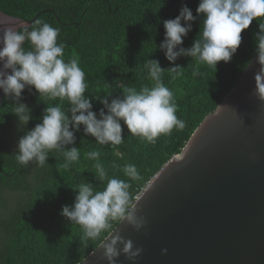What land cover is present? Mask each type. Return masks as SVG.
<instances>
[{
    "label": "trees",
    "instance_id": "trees-1",
    "mask_svg": "<svg viewBox=\"0 0 264 264\" xmlns=\"http://www.w3.org/2000/svg\"><path fill=\"white\" fill-rule=\"evenodd\" d=\"M198 4L199 0H0V9L7 15L30 20L38 14L36 20H44L60 29L58 42L66 45L65 58L73 50L80 57V67L88 83L85 95L91 99L92 110L97 114L103 105L95 96L103 98L111 94L108 97L111 102L121 95V84L137 89L145 84L151 86L143 67L145 60H158L165 70L176 65L183 67L181 77L171 80L166 71L163 79L174 93L178 105L176 115L186 125L183 130L173 129L170 135H162L153 145L132 137L121 121L125 141L118 146L96 144L93 137L84 135L81 126L75 133V144L66 146L81 149L80 160L69 170L59 168L61 158L54 152L45 166L31 163L24 167L14 158L18 140L40 122L46 105L40 102L34 88H26L21 102L32 110L33 119L26 128H20L17 118L8 113L12 108L11 100L3 93L0 103V264L81 262L119 223L113 221L110 230L102 232L96 240L90 239L85 247L81 243V227L60 215L62 206L74 203L77 193L72 188L87 181L97 190H103L107 183L96 180V161L87 159L84 154L99 150L100 162L110 177L127 180L123 166L132 163L137 167L141 178L130 181L129 189L133 204L134 198L168 160L180 153L205 116L213 112L236 85L256 55L255 35L259 31L256 20L241 33L242 43L232 60L227 64L219 62L217 70L197 65L190 57H179L170 63L159 49L165 37L163 21L178 16L184 5L197 16ZM202 20L200 16L192 24V31L184 38L182 47L192 46ZM25 47H28L27 42ZM197 68L201 74L193 76ZM113 164L119 168H114Z\"/></svg>",
    "mask_w": 264,
    "mask_h": 264
},
{
    "label": "clouds",
    "instance_id": "clouds-1",
    "mask_svg": "<svg viewBox=\"0 0 264 264\" xmlns=\"http://www.w3.org/2000/svg\"><path fill=\"white\" fill-rule=\"evenodd\" d=\"M196 13L194 16L184 5L178 16L163 21L165 37L159 49L165 58L174 63L179 57H190L197 65L217 70L219 62L227 64L232 60L242 43L241 33L256 20L259 31L255 35L254 62L259 67L254 74L255 94L264 101V19H261L264 18V0H199ZM200 16L203 20L198 36L190 48L182 47L184 38L192 31V24ZM0 31L3 33L0 37V90L11 100L12 108L8 113L17 118L20 128H26L33 119L32 110L21 102L26 88H34L40 102L46 105L40 122L18 140L14 158L19 165L27 167L35 163L43 167L54 152L61 158L59 168L69 170L80 160L81 149L66 146L75 144V133L81 126L84 135L93 137L100 146L124 143L121 121L132 137L153 145L162 135H170L173 129L185 128V121L176 115L178 105L174 93L163 79L166 71L171 80L181 77L183 67L176 65L165 70L158 60H145L143 67L151 86L145 84L137 89L121 84V95L111 102L108 98L111 94L103 98L95 96L103 105L97 114L92 110L91 99L85 95L88 83L80 67V57L73 50L65 58L66 45L58 42L59 28L38 19L32 25L0 28ZM252 63L249 61L248 66ZM200 74L198 68L192 72L193 76ZM84 155L96 161V180L107 183L103 190H97L87 181L80 183L72 188L77 193L73 205L62 206L60 215L81 227V243L87 247L90 239L96 240L102 232L110 230L113 221H126L136 231L144 228L145 218L137 216L138 209L132 204L129 191L130 181L141 178L137 167L132 163L123 166L127 180L110 177L100 162L99 150H90ZM113 167L119 168L116 164ZM106 242L102 258L107 264H115L121 254L135 264L143 251L119 234Z\"/></svg>",
    "mask_w": 264,
    "mask_h": 264
},
{
    "label": "water",
    "instance_id": "water-1",
    "mask_svg": "<svg viewBox=\"0 0 264 264\" xmlns=\"http://www.w3.org/2000/svg\"><path fill=\"white\" fill-rule=\"evenodd\" d=\"M37 16L0 9V28L19 29ZM251 61L133 203L145 227L119 221L78 264H107L103 245L117 234L143 249L135 264H264V101L255 94L259 66ZM115 264L132 262L121 254Z\"/></svg>",
    "mask_w": 264,
    "mask_h": 264
},
{
    "label": "built area",
    "instance_id": "built-area-1",
    "mask_svg": "<svg viewBox=\"0 0 264 264\" xmlns=\"http://www.w3.org/2000/svg\"><path fill=\"white\" fill-rule=\"evenodd\" d=\"M144 191V189H142V191L134 198V202L139 198L140 194Z\"/></svg>",
    "mask_w": 264,
    "mask_h": 264
}]
</instances>
